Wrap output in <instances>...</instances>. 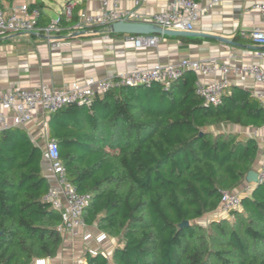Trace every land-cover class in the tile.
Masks as SVG:
<instances>
[{
	"label": "trees",
	"instance_id": "obj_1",
	"mask_svg": "<svg viewBox=\"0 0 264 264\" xmlns=\"http://www.w3.org/2000/svg\"><path fill=\"white\" fill-rule=\"evenodd\" d=\"M29 7L38 22L39 5ZM195 81L186 70L169 86L112 87L87 107L48 115L67 180L90 195L83 222L120 239L109 257L84 254L86 264H264V173L227 217L198 222L219 209L223 191L239 193L258 159L254 137L223 128L258 129L263 110L237 85L206 105ZM43 169L41 148L21 127L2 131L0 264H46L60 248Z\"/></svg>",
	"mask_w": 264,
	"mask_h": 264
},
{
	"label": "crops",
	"instance_id": "obj_2",
	"mask_svg": "<svg viewBox=\"0 0 264 264\" xmlns=\"http://www.w3.org/2000/svg\"><path fill=\"white\" fill-rule=\"evenodd\" d=\"M74 3L73 13H95L99 10V0H58L57 12L43 0H0V6L8 13L19 5H39L41 17L39 25H47L58 18L66 2ZM123 9H134L133 0H119ZM259 0H201L204 6L213 2L200 20L195 24L194 31L207 33L230 39L236 45H226L212 38H198V41L186 42L183 36L159 35L154 47L135 48L126 40L128 34H116L109 30L96 28L87 34H78L70 25L52 38L59 42L58 47H49L47 38L34 33H15L0 36V90L10 91L15 87L33 88L40 83L48 84L60 90L70 83H81L88 77L98 79L117 77L125 71L146 69L155 63H172L182 58L201 60L219 59L230 66L261 63L255 52L261 46L255 45L249 33L258 26L264 30V21L252 10V5ZM167 0H147L136 7L139 19L147 18L163 10ZM77 18V17H76ZM146 24V23H145ZM237 37L238 41L234 40ZM251 47V48H250ZM264 50V49H262ZM202 82L219 80V72L209 76H196ZM232 85L250 91L254 96L264 95V87L248 77L240 83L235 75H228ZM29 138L41 149L49 138L48 115L34 113L30 122L21 127ZM224 131L239 133L242 137L251 136L252 130L227 125ZM255 139L259 146L258 159L254 170L264 172V131L258 130ZM43 173L52 182V176L46 173L44 161ZM248 184L242 183L238 192L245 193ZM219 211V210H217ZM227 216V215H226ZM223 215V217H226ZM62 243L56 255L44 260L46 264H86L84 254L87 252L111 253L120 245V239L108 237L98 231L95 226L85 225L79 230L76 238L62 234ZM110 246V247H109ZM109 257V256H108Z\"/></svg>",
	"mask_w": 264,
	"mask_h": 264
},
{
	"label": "built area",
	"instance_id": "obj_3",
	"mask_svg": "<svg viewBox=\"0 0 264 264\" xmlns=\"http://www.w3.org/2000/svg\"><path fill=\"white\" fill-rule=\"evenodd\" d=\"M100 7L95 13L79 12L77 20L71 23L78 34H87L91 30L100 28L109 30L115 22L139 23L140 17L136 7L146 3L147 0H133L134 9H123L119 0H99ZM213 2L202 5L195 0H167L166 7L150 15L145 22L162 29L172 31H194L195 24L200 20L204 12L211 8ZM74 3L68 1L64 4L61 15L47 25H38L39 12L36 8H30L23 4L6 13L0 6V36L15 33H34L47 38L49 47H58V41L52 38L63 30L61 19L71 22L73 19ZM261 20L264 21V0H259L252 5ZM251 41L264 47V30L255 26L249 33ZM126 40L135 48L154 47L159 41L157 34H128ZM255 57L261 63L242 64L230 66L219 59L208 58L193 60L182 58L172 63H155L146 69H133L125 71L117 77L94 78L88 77L83 82H73L66 87L55 90L48 84L40 83L33 88L15 87L10 91L0 90V135L9 127H22L30 122L34 113L41 112L49 115L63 106L76 104L77 106H89L96 95L102 94L112 87L117 86H149L160 83L169 86L178 79L186 70L193 71L198 76H209L217 72L221 74L219 80L202 82L198 78L194 83L195 92L207 105H217L225 91L231 86L228 75H235L240 83H244L248 77L264 87V50L255 52ZM263 110L260 128L252 130V137H256L258 130L264 131V95L256 96ZM42 156L46 163V173L52 176L43 201L51 208L57 210L60 215L58 231L76 238L79 230L85 226L82 216L84 209L90 202V195L78 193L75 187L67 180L65 169L59 157L58 146L53 139L48 138L43 146ZM263 173H258L257 183L262 182ZM251 185H248V192ZM240 206V194L230 191L221 193L219 211L229 213ZM102 256H105L102 252Z\"/></svg>",
	"mask_w": 264,
	"mask_h": 264
},
{
	"label": "water",
	"instance_id": "obj_4",
	"mask_svg": "<svg viewBox=\"0 0 264 264\" xmlns=\"http://www.w3.org/2000/svg\"><path fill=\"white\" fill-rule=\"evenodd\" d=\"M109 31L112 33H120V34H159L166 36H183V37H203V38H212L226 45H236L230 39L219 37L215 35H210L207 33H199L195 31L187 32V31H172L167 29H162L158 26L152 24L145 23H131V22H115L110 25ZM251 48V47H250ZM264 49V47H260L259 50ZM258 181V173L255 170H251L247 173L245 178V183L248 185H255ZM182 226L187 225V222L184 221Z\"/></svg>",
	"mask_w": 264,
	"mask_h": 264
},
{
	"label": "rangeland",
	"instance_id": "obj_5",
	"mask_svg": "<svg viewBox=\"0 0 264 264\" xmlns=\"http://www.w3.org/2000/svg\"><path fill=\"white\" fill-rule=\"evenodd\" d=\"M46 4H49L53 10L57 12L58 5L55 3V1L58 2V0H43ZM6 36V35H5ZM223 215H227V213H224L223 211H215L213 213H209L205 215L202 219H200L198 222L202 225L205 226L210 220L213 219H219L223 217ZM227 217V216H226ZM103 233V232H102ZM103 235L108 236L107 234L103 233ZM109 237V236H108ZM110 247V246H109ZM105 256H109V253H103ZM83 259V256L81 257Z\"/></svg>",
	"mask_w": 264,
	"mask_h": 264
},
{
	"label": "clouds",
	"instance_id": "obj_6",
	"mask_svg": "<svg viewBox=\"0 0 264 264\" xmlns=\"http://www.w3.org/2000/svg\"><path fill=\"white\" fill-rule=\"evenodd\" d=\"M252 186V185H251ZM249 192V191H248ZM245 193H247V192H245ZM240 194V193H239Z\"/></svg>",
	"mask_w": 264,
	"mask_h": 264
}]
</instances>
